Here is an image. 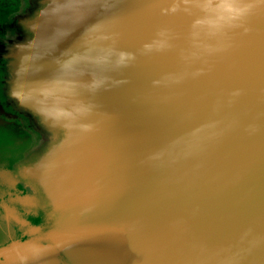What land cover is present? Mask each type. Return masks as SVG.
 Returning <instances> with one entry per match:
<instances>
[{
  "label": "water",
  "instance_id": "obj_1",
  "mask_svg": "<svg viewBox=\"0 0 264 264\" xmlns=\"http://www.w3.org/2000/svg\"><path fill=\"white\" fill-rule=\"evenodd\" d=\"M6 4L0 264L20 225L56 264H87L69 245L92 264H264V0H37L18 20ZM31 69L37 97L11 99ZM6 127L27 137L19 158ZM205 174L219 184L202 196ZM58 218L75 220L52 238Z\"/></svg>",
  "mask_w": 264,
  "mask_h": 264
},
{
  "label": "rangeland",
  "instance_id": "obj_2",
  "mask_svg": "<svg viewBox=\"0 0 264 264\" xmlns=\"http://www.w3.org/2000/svg\"><path fill=\"white\" fill-rule=\"evenodd\" d=\"M19 1H20V3H21V5H18V3H19ZM0 0V5H3V4H5V3H7L5 6H4V10L6 11V13H7V15L6 16H4V19H6V17H8V18H10V19H12V20H18V17L21 15V14H24V13H30V12H32L33 11V9L34 8H32L33 7V5L35 4V2L37 1V0H28L26 3H25V1L26 0ZM12 2H14V6L12 5ZM18 5V6H17ZM0 11H1V7H0ZM26 11V12H25ZM30 11V12H29ZM12 24V23H11ZM14 32H11V34H13ZM11 34L10 33H8V35H10L11 36ZM4 41L5 40H2V37L0 36V49L2 50V48H3V46H4ZM67 51V50H66ZM62 57H63V55L62 54H60ZM64 58V57H63ZM12 64H14V63H12ZM5 64H3L2 66H1V68L3 69V66H4ZM17 66H15V68H16ZM18 72H19V76H17V74H14V79H13V83H12V86L10 85V84H4V89L6 90V92L8 93V95H9V97L12 99L13 98V96L15 97V95H25L26 93L24 92L25 90L27 91V94L28 95H32L33 97H37V95H38V93H39V89H41L42 88V86L41 87H39L37 84H35V83H33L31 86H28V84H26L25 82H23L24 81V78H27V79H30V80H33L34 81V78H36L35 76L33 77V76H31L30 77V75H34L35 73H36V75H40V73H38V71L37 70H34L33 71V69H31L30 71H25V72H22V71H19L18 70ZM43 74V76H48L49 77V79L50 78H52V79H55V78H57V77H60V76H58V75H50L51 73L50 72H47V73H42ZM60 74V73H59ZM21 76H25L23 79H19ZM36 79H38V78H36ZM60 79V78H59ZM51 80V79H50ZM7 81V80H6ZM11 82V81H10ZM31 82V81H30ZM36 82L38 83V80H36ZM16 84H17V86H16ZM51 84H54V81L51 83ZM34 86H36V87H34ZM51 86V87H50ZM50 86H48V87H50V88H53L52 86L53 85H50ZM60 86V85H59ZM25 89H24V88ZM42 92V91H41ZM40 92V93H41ZM44 94V93H43ZM2 98H3V96H0V101H2ZM5 103V102H4ZM44 105V104H43ZM46 105V104H45ZM0 108H1V102H0ZM4 124H6L3 120H0V126L1 125H4ZM13 124V123H12ZM13 126H16V124H13ZM6 128H8V127H6ZM12 133H13V137H14V146L12 147V149H14V150H11V153L10 154H8L7 156H8V159L9 160H11V159H16V158H19L18 156L19 155H21V154H23V152L25 151V149L28 147H25V146H22L21 148L19 147L18 148V144L19 143H21V144H23L24 142H25V140L27 139V137H25V135H21L20 133H19V131H18V129L19 128H16V127H9L8 128ZM18 133H19V135H18ZM12 137V138H13ZM9 138H11V136L9 137ZM8 138V139H9ZM28 141V140H27ZM5 151H3V153H4ZM5 154V153H4ZM7 154V153H6ZM22 156V155H21ZM20 156V158H22ZM9 163V162H8ZM10 167H11V165H10ZM0 169H3V167L1 166L0 167ZM12 170V169H11ZM30 192H33L34 190H29ZM38 192V191H37ZM39 194V193H38ZM32 195V194H31ZM32 201V200H31ZM36 201H38L37 199H36ZM33 202V201H32ZM31 202V203H32ZM39 202V201H38ZM31 205V204H30ZM115 208V206H113V209ZM117 206H116V208L114 209V210H112V212L113 211H115V210H117ZM111 210H110V208H106V209H102V210H99V211H96V212H94V216L96 217V216H102L103 214H106V215H108L109 213H111L110 212ZM109 212V213H108ZM60 247V246H59ZM61 248V247H60ZM69 249H70V251H72L73 253H74V255L77 257V258H79V259H81V260H83L85 263H87V264H92V263H89V260L88 259H90V256L88 255H86V253H85V250L81 247H78V246H76V245H69V247H68ZM59 249L56 247L55 248V251H58ZM53 252H54V250H51L49 253L48 252H44V255H43V257H42V259H43V262H41V264H48L49 263V259L51 258V254H53ZM45 261H47V262H45Z\"/></svg>",
  "mask_w": 264,
  "mask_h": 264
},
{
  "label": "flooded vegetation",
  "instance_id": "obj_3",
  "mask_svg": "<svg viewBox=\"0 0 264 264\" xmlns=\"http://www.w3.org/2000/svg\"><path fill=\"white\" fill-rule=\"evenodd\" d=\"M25 192L29 194L35 201L36 199L39 198V194L37 191H33V192L25 191ZM38 201L39 203L38 204L36 203V206L32 207V209L35 211V217L39 218V220L41 221V218L43 217L46 219L47 209L41 206L40 199H38ZM26 210H28V208L26 207L22 208L23 212ZM30 211L32 212L31 208ZM28 215H30L31 217V215L33 214L28 212ZM39 225L41 226V224L34 223L29 226L38 228L37 226ZM8 233H9V238H8L9 242H18L21 245H20V249L18 250V252L20 253L18 256L12 255V258H10L9 256L7 258H4V262L6 261V264H41V262H43L42 259L43 256L41 253L42 240H41V236L39 237L38 235L40 232H38L36 229L35 230L25 229L23 225H20L18 228L16 227L11 228V232ZM19 257L22 259L19 260L20 259ZM48 264H56L54 257H51L49 259Z\"/></svg>",
  "mask_w": 264,
  "mask_h": 264
},
{
  "label": "bare ground",
  "instance_id": "obj_4",
  "mask_svg": "<svg viewBox=\"0 0 264 264\" xmlns=\"http://www.w3.org/2000/svg\"><path fill=\"white\" fill-rule=\"evenodd\" d=\"M39 79L42 81V78H40L39 77ZM40 80H39V83H40ZM25 81V80H24ZM116 146V145H115ZM124 166H129V165H124ZM135 171L136 170H122V173H123V175L124 174H130V173H135ZM205 175H207V174H205ZM209 176L207 175V176H204V183L200 186V195H202V196H206V195H210V193H213V192H215L216 190H215V185L216 184H219V182L216 180V179H214V177H211V178H208ZM203 181H201V183H202ZM153 183V182H152ZM247 187L248 188H246V189H244V190H242V191H240V193L241 194H244V195H248V194H252L253 193V189L254 188H259V187H257V186H253V182H250V183H247ZM136 191V190H135ZM193 197H194V199H196V198H198V195L195 193V194H193ZM61 218V217H60ZM64 219V218H63ZM73 220H75V219H72V220H70V221H68V222H65V221H63L62 219H59L58 218V221H53L52 222V225L50 226V229H51V231H53V234H52V238H54V236H55V233H54V230L55 229H58V227L59 228H61V227H63V226H65V227H68L69 225H71L72 223H73ZM59 222V223H58ZM59 224V225H58ZM154 226L155 227H159V228H161V229H164V227L165 226H163V225H161V224H154Z\"/></svg>",
  "mask_w": 264,
  "mask_h": 264
},
{
  "label": "crops",
  "instance_id": "obj_5",
  "mask_svg": "<svg viewBox=\"0 0 264 264\" xmlns=\"http://www.w3.org/2000/svg\"><path fill=\"white\" fill-rule=\"evenodd\" d=\"M3 213H4V211H3ZM26 219V218H25ZM37 219H39V218H37ZM36 219V220H37ZM5 229L7 230V233H6V237H7V242L6 243H8L9 241H8V238H9V233L8 232H11V227L10 226H5ZM20 254V253H19ZM19 254H17V255H19ZM20 258V257H19ZM22 258H20L19 260H21Z\"/></svg>",
  "mask_w": 264,
  "mask_h": 264
}]
</instances>
